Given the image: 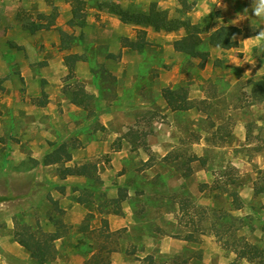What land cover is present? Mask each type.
I'll return each mask as SVG.
<instances>
[{
	"label": "rangeland",
	"instance_id": "obj_1",
	"mask_svg": "<svg viewBox=\"0 0 264 264\" xmlns=\"http://www.w3.org/2000/svg\"><path fill=\"white\" fill-rule=\"evenodd\" d=\"M83 1L81 17L74 18L79 10L69 0H52L55 25L31 32L24 25L48 21L41 17L51 12L47 1L0 0V263L37 264L14 240L17 220L61 235L55 257L44 264H84L100 247L115 248L110 264H250L231 246L244 237L264 248V194L254 193V182H264V102L252 101L248 83L264 75V40L257 46L264 19L253 13L258 0H193L186 15L176 0ZM105 2L130 10L155 2L171 17L197 22L204 39L223 23L244 27L247 36L228 51L206 41L209 58L201 66L172 51L178 31L144 26V47H124L120 38H138L139 27L122 23ZM61 31L73 37L68 48ZM75 52L85 56L74 78L93 96L89 109L64 93L69 80L62 58ZM173 70L185 83L178 86L201 93L191 109L171 111L162 102V84ZM42 99L45 106L38 105ZM130 128H153L147 150L132 151L119 139ZM61 141L77 145L67 164L97 163L101 183L94 201H76L80 191L73 188L87 186L86 179L60 178L52 166L32 165L49 142ZM117 146L119 153L108 152ZM148 152L147 168L142 158ZM193 155L199 159L183 164ZM119 186L128 198L114 214L108 211L114 205L101 204L116 197ZM87 213L94 216L90 231L82 232ZM189 234L194 240L184 239Z\"/></svg>",
	"mask_w": 264,
	"mask_h": 264
},
{
	"label": "trees",
	"instance_id": "obj_2",
	"mask_svg": "<svg viewBox=\"0 0 264 264\" xmlns=\"http://www.w3.org/2000/svg\"><path fill=\"white\" fill-rule=\"evenodd\" d=\"M51 6V12L47 15L41 16L43 19L47 18L48 21L45 23H31L24 25L25 29L31 32L40 29H49L53 24L58 15L57 8L53 5L52 0H46ZM71 5L77 7L78 13H75L81 17L80 10L84 7L83 0H69ZM179 5V12L181 14H187L194 7L193 0H176ZM103 5L108 11L117 15L122 23H130L139 26H150L155 31H177L179 29L184 30V35L173 41V49L177 52H181L192 58L200 60L201 65L207 60L209 51L204 48V44L207 43L210 46L217 47L220 49H228L234 45L233 37L236 35H246L244 29L233 26V25H221L216 27L207 37H202L205 29L197 23H192L189 17H171L168 12L164 9L157 7L155 2L150 3L147 10H130L118 7L113 2H105ZM74 18L69 21L73 24ZM84 18L79 20V24H84ZM72 35L65 31L60 32V41L62 47L68 48L71 44ZM145 30H139L138 38L135 41H131L127 38L122 39V44L128 47L143 48L145 45ZM110 56H113L112 54ZM85 56L78 53L66 54L63 58L64 65L67 69L66 78L69 83L64 88V93L68 96L71 103L80 106L83 109H89L93 96L87 92L81 82L74 78V68L78 61L84 60ZM3 80L0 77V90L3 89ZM248 83L251 87V97L254 103L264 102V75L256 78L248 79ZM162 96L165 99L167 105L171 110H182L186 108H192L193 102L187 100L186 89L183 87L179 88H165L162 90ZM46 103L45 99H42L38 105L44 106ZM148 135L146 132H140L137 129L130 128L125 134L119 139H125L131 145V150L135 151L139 147L147 150L148 146L145 141V137ZM249 136V134H248ZM77 146V145H76ZM75 144H70L67 141L61 142H49L47 149L44 151L40 159L31 158L32 165L52 166L56 175L60 178H66L68 176H77L86 179L88 185L82 188H73L79 190L80 194L76 197V201L79 203H86L94 201L96 198L95 193L96 187L101 183V179L98 173V167L96 162L86 161L83 163L67 164L71 160V151L74 149ZM120 146H117L119 148ZM143 162V166L150 165V159ZM170 154V153H169ZM169 154L163 157L168 159ZM179 155H175L174 158H178ZM195 159H199L197 156H189L183 164H188ZM190 171V168H187ZM254 193L264 194V182L261 184L259 181L254 182ZM233 197L232 203L235 208H240L242 203L236 196L235 192H230ZM104 196V193L101 194ZM128 198V190L125 186L118 187V193L116 197L103 198L101 205H114V208L108 210L114 214L121 212V203ZM182 207L185 208L187 203L181 202ZM101 209V208H100ZM101 211V210H100ZM93 213H88L78 229L82 232L89 230V220L93 218ZM102 225L107 227V220L102 218ZM61 223V222H60ZM92 231V230H91ZM61 235L57 232H44L40 229L39 224L36 223V227L23 221H15L14 240L22 245L30 257L35 260L37 264H44L55 257L56 248L54 241ZM184 239L194 240L192 235H187ZM232 251L236 253L238 258L245 259L250 264H264V248L259 247L256 244L250 243L244 237H240L231 246ZM115 251V248H103L100 247L98 251L93 252L85 261L84 264H110L109 254ZM146 264H154L151 261Z\"/></svg>",
	"mask_w": 264,
	"mask_h": 264
},
{
	"label": "crops",
	"instance_id": "obj_3",
	"mask_svg": "<svg viewBox=\"0 0 264 264\" xmlns=\"http://www.w3.org/2000/svg\"><path fill=\"white\" fill-rule=\"evenodd\" d=\"M192 23H197V22H192ZM126 24H130V23H126ZM55 24H53L49 29H51L53 26H54ZM132 25H134V24H132ZM221 25H233V26H237V27H240V26H238V25H235V24H227V23H223V24H220L219 26H221ZM135 26H137V27H139V29L138 30H144V26H139V25H135ZM219 26H217V27H219ZM216 28V27H215ZM215 28H213V30L215 29ZM240 28H242V29H244V27H240ZM49 29H40V30H49ZM212 30V31H213ZM38 31V30H37ZM162 31V30H161ZM178 32H180V35L178 36V37H176V38H174V39H172L171 41H170V47H171V49H172V51H174V52H177V51H175L174 49H173V46H172V43H173V41L174 40H176V39H178V38H180L181 36H183L184 35V30L183 29H179V30H177ZM177 31H163V32H169V33H174V32H177ZM244 32H245V29H244ZM246 33V32H245ZM242 36H247V34L246 35H242V34H240V35H236L235 37H233V41L234 40H236V39H242ZM123 38H127V39H129V40H131V41H135L136 39H137V37H135L134 39H132V38H130L129 36H122L121 38H120V40L122 41V39ZM123 45V44H122ZM124 47H128V46H125V45H123ZM234 46V45H233ZM231 47V48H228V49H224V50H226V51H228V50H233V48L234 47ZM217 48V47H216ZM76 53V52H75ZM177 53H181V52H177ZM67 54H70V53H67ZM79 54V53H78ZM181 54H183V53H181ZM66 55V54H65ZM64 55V56H65ZM64 56H63V58H64ZM63 58H62V60H63ZM209 58V57H208ZM208 58H207V60L204 62V63H206L207 61H208ZM196 59V58H195ZM85 60V59H84ZM199 60V59H198ZM80 61H83V60H80ZM79 62V61H78ZM77 62V63H78ZM76 63V64H77ZM204 63L202 64V65H204ZM63 64H64V60H63ZM199 64L201 65V63H200V60H199ZM201 65V66H202ZM65 66V65H64ZM76 66V65H75ZM66 68V67H65ZM182 74V73H181ZM172 79L170 78V80H168V82H167V84L166 85H164V84H162V89H161V97H162V102H164L166 105H167V103H166V101H165V99L163 98V96H162V90L163 89H165V88H171V89H173V88H179V87H183V88H185L186 89V94H187V100H189L190 102H193L194 103V106H195V97L197 98V97H199V93L198 94H196V95H193L192 93H191V91L188 89V87H184L185 86V83H183L182 82V78H181V76H180V74L178 73V71L177 70H173V72H172ZM170 83H172L171 85H170ZM178 85H184V86H178ZM198 87V86H197ZM85 88V87H84ZM198 89H199V87H198ZM197 89V91H199ZM86 90V89H85ZM87 91V90H86ZM201 94V93H200ZM201 97H203V96H201ZM45 106V105H44ZM168 106V105H167ZM193 106V107H194ZM192 107V108H193ZM186 109H191V108H186ZM171 110V109H170ZM183 110V109H182ZM172 111V110H171ZM175 111H180V110H175ZM138 131H140V132H143L142 130H139V129H137ZM157 132V131H156ZM154 133V131H153V128H152V130H150V132H148V135H151V134H153ZM114 137H115V135L113 136V138L112 139H114ZM152 148V151H158V148H156V147H151ZM121 149V146L119 147V148H110L109 149V151L108 152H110V153H112V154H116V153H119V150ZM150 154H152V152H150ZM149 154L147 155V156H145V157H143L142 159H143V162H145V161H147L148 160V158H149ZM115 157V156H114ZM143 162H142V164H143ZM150 166V165H149ZM144 167H147L148 168V166H144ZM67 179H70V178H80L81 179V177H77V176H68V177H66ZM121 213V212H120ZM119 213V214H120ZM88 214V213H87ZM86 214V215H87ZM85 215V216H86ZM110 220H111V218H109Z\"/></svg>",
	"mask_w": 264,
	"mask_h": 264
},
{
	"label": "clouds",
	"instance_id": "obj_4",
	"mask_svg": "<svg viewBox=\"0 0 264 264\" xmlns=\"http://www.w3.org/2000/svg\"><path fill=\"white\" fill-rule=\"evenodd\" d=\"M254 15L264 19V0H258V5L253 9ZM260 40H264V31H261L257 37V46L260 47Z\"/></svg>",
	"mask_w": 264,
	"mask_h": 264
},
{
	"label": "water",
	"instance_id": "obj_5",
	"mask_svg": "<svg viewBox=\"0 0 264 264\" xmlns=\"http://www.w3.org/2000/svg\"><path fill=\"white\" fill-rule=\"evenodd\" d=\"M1 264V263H0Z\"/></svg>",
	"mask_w": 264,
	"mask_h": 264
}]
</instances>
